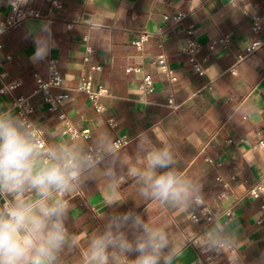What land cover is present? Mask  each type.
Returning a JSON list of instances; mask_svg holds the SVG:
<instances>
[{"label":"crops","instance_id":"obj_1","mask_svg":"<svg viewBox=\"0 0 264 264\" xmlns=\"http://www.w3.org/2000/svg\"><path fill=\"white\" fill-rule=\"evenodd\" d=\"M14 2L40 17L0 36V112L18 114L14 101L31 97L30 118L50 144L111 147L101 172L86 176L71 201L66 224L81 247L110 215L133 212L164 228L169 237L164 255L171 261L205 234L221 252L209 264H230V257L235 264H264L263 202L249 194L254 185L264 184V0H0V21L12 13ZM256 21L258 32L253 30ZM143 34L149 38L138 47ZM226 36L228 43L210 48ZM189 38L202 46L196 59L204 75L193 70L185 52ZM37 41L48 48L42 58L35 55ZM255 41L262 46L245 55ZM159 56L176 80L161 70ZM50 59L58 61L63 78V87L52 92L67 96L56 111L36 93L35 75L47 76ZM145 76L155 84L147 96L141 90ZM86 81L108 89L99 99L101 112L77 90ZM61 114L76 127L89 128L90 140L64 135ZM120 137L129 144L115 149ZM165 145L175 161L172 168L198 186L187 205L143 197L142 185L127 175L129 167L144 166L146 150ZM107 171L126 178L119 187L122 201L112 207L104 206L101 191ZM203 207L215 222L200 213ZM81 259L79 248H65L60 255L61 264H80Z\"/></svg>","mask_w":264,"mask_h":264},{"label":"clouds","instance_id":"obj_2","mask_svg":"<svg viewBox=\"0 0 264 264\" xmlns=\"http://www.w3.org/2000/svg\"><path fill=\"white\" fill-rule=\"evenodd\" d=\"M47 52L37 41L36 57ZM110 152L107 143L95 150H86L79 142L50 144L22 113L0 112V264H61L65 248L80 249V264H171V258L164 255L169 247L164 228L154 227L133 212L110 215L103 228L88 238L86 248L69 231L66 222L74 194L86 176L101 172L104 154ZM174 163L165 145L146 150L144 166L129 167L127 175L142 185L141 196L184 206L199 189L172 168ZM102 174L108 177L101 188L104 206L118 205L122 201L119 187L126 178L110 171ZM209 246L219 244L209 238ZM132 254L134 259L129 258ZM229 260L235 264L234 257Z\"/></svg>","mask_w":264,"mask_h":264},{"label":"built area","instance_id":"obj_3","mask_svg":"<svg viewBox=\"0 0 264 264\" xmlns=\"http://www.w3.org/2000/svg\"><path fill=\"white\" fill-rule=\"evenodd\" d=\"M40 14L31 8H21L17 2L12 3V13L5 19L0 21V36L4 35L5 33L9 32L13 28L21 25L24 21L29 18H39ZM180 20V18H178ZM261 28L259 22H255L253 24V30L258 32ZM149 36L147 34H143L141 39L136 42L138 47H141L142 43L147 41ZM230 37H222L218 38L212 42L210 48L214 50L217 45L222 43H228ZM262 46L261 41H255L252 43L247 49L245 55L251 54L255 52L258 48ZM2 49V45H0V51ZM202 50V46L197 43L193 39H187V45L185 48V52L190 56V61L193 64V70L199 74L204 75L206 73L205 68L203 67L202 63L198 62L196 56ZM91 52V49H88V53ZM245 55H241L240 59H243ZM206 59H204V62ZM159 67L164 73H167L171 79L174 81L176 77L174 76L173 71L168 67L165 57L159 56L158 63ZM94 69H100L99 67H94ZM36 82H37V90L36 93L42 94L44 97L45 103L48 104L49 109L51 111H56L60 108L62 102L66 99V95L64 94H53V89H60L63 87V78L59 70L58 61L56 59H50L48 63V74L46 77H42L38 74L35 75ZM77 90L81 93H84L88 96L90 102L92 103L93 107L97 111H102L103 107L99 103V99L102 96L108 94V89L104 86H99L98 88H94L91 81L82 82ZM141 90L142 95L147 96L152 94L155 90L154 81L150 76H145L141 82ZM172 104V102H171ZM14 107L17 110L18 114H23V117L27 118L29 121L33 122L30 118V115L34 112V108L31 104V97H19L14 101ZM60 119L63 123V134L68 136L73 140H85L88 141L91 138V130L89 128H78L75 124L67 117L65 114L60 115ZM111 127H115L116 124L114 122H110ZM41 134L44 137V132L41 130ZM45 139V138H44ZM129 144V141L126 137L117 138L113 145L115 149H120ZM100 146L96 145H89L88 150H95ZM106 155L104 154L103 161L105 160ZM102 161V162H103ZM249 194L254 197L255 199H261L263 205L261 207V213L264 214V184L257 183L254 185L250 190ZM199 203H201V199H197ZM200 213L206 216L208 222H215L217 219L211 215L206 207L201 208ZM230 215V213L228 212ZM194 221H198V216L193 217Z\"/></svg>","mask_w":264,"mask_h":264},{"label":"water","instance_id":"obj_4","mask_svg":"<svg viewBox=\"0 0 264 264\" xmlns=\"http://www.w3.org/2000/svg\"><path fill=\"white\" fill-rule=\"evenodd\" d=\"M220 1L227 4L230 0ZM220 255V250L217 247H210L208 237L201 234L174 257L171 264H209Z\"/></svg>","mask_w":264,"mask_h":264}]
</instances>
